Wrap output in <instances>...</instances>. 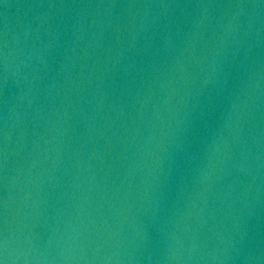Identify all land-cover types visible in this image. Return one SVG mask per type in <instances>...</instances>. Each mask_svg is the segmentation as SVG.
<instances>
[{"label":"water","instance_id":"obj_1","mask_svg":"<svg viewBox=\"0 0 264 264\" xmlns=\"http://www.w3.org/2000/svg\"><path fill=\"white\" fill-rule=\"evenodd\" d=\"M0 264H264V0H0Z\"/></svg>","mask_w":264,"mask_h":264}]
</instances>
